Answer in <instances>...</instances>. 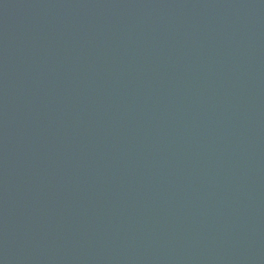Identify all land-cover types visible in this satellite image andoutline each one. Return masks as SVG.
<instances>
[{"label": "water", "instance_id": "95a60500", "mask_svg": "<svg viewBox=\"0 0 264 264\" xmlns=\"http://www.w3.org/2000/svg\"><path fill=\"white\" fill-rule=\"evenodd\" d=\"M0 264H264V0H0Z\"/></svg>", "mask_w": 264, "mask_h": 264}]
</instances>
